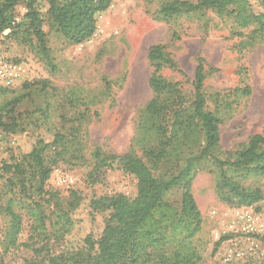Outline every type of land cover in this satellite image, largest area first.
<instances>
[{
  "label": "rangeland",
  "instance_id": "rangeland-1",
  "mask_svg": "<svg viewBox=\"0 0 264 264\" xmlns=\"http://www.w3.org/2000/svg\"><path fill=\"white\" fill-rule=\"evenodd\" d=\"M48 1L34 0L41 15L43 46L25 25V0L11 12L13 30L0 33V64L22 67L20 77L10 85L0 78V123L9 127L8 131L0 127V162L21 159L41 140L48 144L44 156L51 166L41 192L33 181L31 188L27 185L25 192H20L5 183L10 174L0 178V205L12 201L14 211L21 216L20 243L41 245L43 237L32 210L51 218L45 220L50 232L48 224L55 221L50 211L55 205H64L69 189L86 198L112 193L136 195V180L123 173L119 163L100 164L128 153L130 148L142 157L132 141L152 97L148 86L152 68L147 59L152 45L164 46L176 63L178 71L166 68L161 76L177 83L186 101L193 94L196 65H203L206 107L220 120L217 158L239 150L254 135L264 137V35H255L252 23L241 26L242 20L230 14L232 9L182 13L159 20L158 10L175 0H110L107 9L96 14L91 37L73 45L49 18ZM243 10L244 15L263 12L258 0H250ZM244 87L250 90L248 96L235 93ZM58 138L57 145L53 144ZM162 170V165L153 168L156 175ZM61 177L72 179L73 185L59 184ZM216 182L213 166L199 167L191 193L201 216L200 230L191 239L184 238L183 231L170 236L164 247L167 255L194 253L196 264H216V251L228 243L220 242L227 236V224L240 211L254 214L262 228L257 238L264 247V179L249 176L242 181L261 191L262 200L250 207L227 205L218 195ZM47 191L56 192L58 202H47ZM180 199V189L166 196L175 207ZM87 212L80 207L71 216L74 225L65 241L69 246L75 247L86 233L100 229L101 215L90 221ZM8 224V216L0 210V253ZM28 255L20 249L8 262L21 264Z\"/></svg>",
  "mask_w": 264,
  "mask_h": 264
},
{
  "label": "trees",
  "instance_id": "trees-1",
  "mask_svg": "<svg viewBox=\"0 0 264 264\" xmlns=\"http://www.w3.org/2000/svg\"><path fill=\"white\" fill-rule=\"evenodd\" d=\"M22 1L0 2V33L13 30L11 12ZM258 1L263 12L244 15L243 9L250 0H195L194 3L175 0L163 5L157 18L167 20L182 13L208 10L221 13L230 8V14L242 20L241 26L252 23L256 26L254 34L264 35V0ZM25 2L27 30L43 46L41 15L34 7V0ZM109 3L110 0H49L47 13L63 38L70 44L78 45L94 33L95 16L105 11ZM239 7L243 9L239 10ZM147 59L152 68L148 79L152 97L144 107L143 117L138 122V134L132 143L139 146L142 157L151 166L137 156L133 148L120 157H111L109 162L101 160L103 163L100 164L106 167L110 163H119L122 172L136 180V195L129 197L124 193H112L86 198L80 192L69 189L64 205H55L50 211L55 219L54 224H48L50 232L45 220L51 218L46 217L43 211L32 210L33 220L43 237L38 246L35 242H19L22 221L19 213L14 211L12 201L4 207L0 205V210L9 218L1 243L0 264H9V258L20 249L29 252L21 264H196L194 253L173 252L167 255L164 247L170 236L183 231L184 238L191 239L200 230L201 216L191 186L201 166L215 168L218 195L227 205L250 207L262 200L260 189L245 186L242 181L249 176L264 179V137L254 135L239 150L226 152L224 159L217 158L220 120L206 107L203 65L199 62L196 65L193 94L186 101L178 84L161 76V71L166 68L178 71L164 46H150ZM235 93L248 96L250 90L244 87L236 89ZM2 111L0 109V120ZM0 127L4 131L9 130L1 123ZM58 141L59 138L53 144L57 145ZM47 147L48 144L44 145L39 140L21 159H4L0 162V178L10 174L5 183L18 187L20 192H25L26 186L33 181L34 188L41 192L51 174V166L44 156ZM159 165L164 170L156 175L153 168ZM173 189L181 190L178 207L166 200ZM46 195L47 202L50 199L58 202L56 192L47 191ZM80 207L88 210L90 221L101 215L102 224L99 230L89 231L79 244L72 247L65 241L74 225L71 216Z\"/></svg>",
  "mask_w": 264,
  "mask_h": 264
},
{
  "label": "built area",
  "instance_id": "built-area-1",
  "mask_svg": "<svg viewBox=\"0 0 264 264\" xmlns=\"http://www.w3.org/2000/svg\"><path fill=\"white\" fill-rule=\"evenodd\" d=\"M21 71V66L7 62L0 64V78L9 85L20 77ZM73 183L69 178L59 179L61 185L70 186ZM256 221L250 211H240L229 220L225 231L227 236L223 239L228 243L216 251V264H264V247L257 238L262 228Z\"/></svg>",
  "mask_w": 264,
  "mask_h": 264
}]
</instances>
